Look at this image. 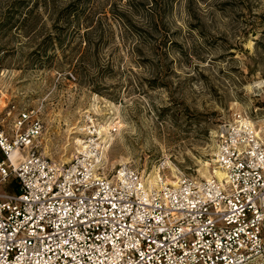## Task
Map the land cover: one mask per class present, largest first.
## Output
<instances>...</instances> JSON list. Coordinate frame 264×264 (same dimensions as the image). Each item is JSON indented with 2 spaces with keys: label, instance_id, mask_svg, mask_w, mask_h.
I'll return each instance as SVG.
<instances>
[{
  "label": "rangeland",
  "instance_id": "374dc122",
  "mask_svg": "<svg viewBox=\"0 0 264 264\" xmlns=\"http://www.w3.org/2000/svg\"><path fill=\"white\" fill-rule=\"evenodd\" d=\"M9 105L38 112L58 163L90 112L118 123L105 174L203 179L222 122L240 112L264 129V0H0Z\"/></svg>",
  "mask_w": 264,
  "mask_h": 264
},
{
  "label": "built area",
  "instance_id": "2783aa9c",
  "mask_svg": "<svg viewBox=\"0 0 264 264\" xmlns=\"http://www.w3.org/2000/svg\"><path fill=\"white\" fill-rule=\"evenodd\" d=\"M117 125L87 112L58 163L40 152L38 112L0 111V264H264V129L233 114L212 176L168 181L127 164L105 174Z\"/></svg>",
  "mask_w": 264,
  "mask_h": 264
},
{
  "label": "bare ground",
  "instance_id": "6f19581e",
  "mask_svg": "<svg viewBox=\"0 0 264 264\" xmlns=\"http://www.w3.org/2000/svg\"><path fill=\"white\" fill-rule=\"evenodd\" d=\"M256 88H259L258 86H256ZM106 130V129H105ZM108 141H109V139H108ZM214 176L215 177H217V178H219V179H221L222 178V175L217 171V170H214ZM153 176V175H152ZM171 176H173L172 178H175V177H177L176 175H171ZM210 176H212V175H210ZM210 176H207V177H205L206 179H208ZM169 181H171V180H169Z\"/></svg>",
  "mask_w": 264,
  "mask_h": 264
}]
</instances>
